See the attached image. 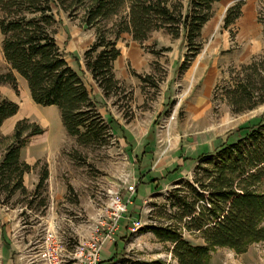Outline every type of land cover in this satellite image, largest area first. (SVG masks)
Instances as JSON below:
<instances>
[{
	"label": "rangeland",
	"instance_id": "rangeland-1",
	"mask_svg": "<svg viewBox=\"0 0 264 264\" xmlns=\"http://www.w3.org/2000/svg\"><path fill=\"white\" fill-rule=\"evenodd\" d=\"M50 1L57 44L68 65L79 72L102 121H111L113 128L98 126L97 139L91 133V142L80 143L66 132L57 107L40 106L30 98L17 73V89L0 84V98H13L18 104L15 114L0 125V161L17 121L28 119L44 129L39 135H23L20 158L30 166L23 175L25 191L7 197L0 189V264H42L49 236L54 245L73 249L94 233L99 221L104 228L111 225L110 212L119 203H126L127 210L114 239L105 243L100 264H179L174 244L148 227L173 225L192 246L206 244L201 231L186 227L189 217L176 222L179 210L171 206L170 195L177 191L178 196L194 199L193 186L207 197L215 163L198 159L199 154L209 151L217 156L222 143L237 142L239 127L264 124V102L251 108L245 103L235 112L229 101L230 91L250 73L252 62L259 64L255 76L264 80V29L258 22L264 0L243 1L241 16H252L244 37L238 36L236 24L223 26L225 12L236 0H218L201 30V50L191 57L181 31L176 37L164 28L152 30L142 43L126 32L115 38L116 23L126 7L87 26L82 7L67 13ZM180 1L185 13L189 0ZM99 33L115 38L120 50L112 62L118 83L107 95L85 66V50ZM1 38L0 34V72L5 73L9 68ZM261 85L264 97V81ZM99 89L105 98L96 101ZM45 169L47 178L36 188ZM262 177L249 188L264 192ZM198 204L209 207L206 199ZM134 220L140 226L132 231ZM259 225L264 226V219ZM209 258L208 264H264V242L250 243L240 253L215 247Z\"/></svg>",
	"mask_w": 264,
	"mask_h": 264
},
{
	"label": "trees",
	"instance_id": "trees-1",
	"mask_svg": "<svg viewBox=\"0 0 264 264\" xmlns=\"http://www.w3.org/2000/svg\"><path fill=\"white\" fill-rule=\"evenodd\" d=\"M244 0H236L224 15L223 26L227 27L241 15ZM65 12L73 7H82V21L87 26H95L99 20L108 19L126 7L125 15H120L115 38L122 32L130 33L134 40L142 43L152 30L164 28L173 36L183 33L187 44V57L200 52L201 30L211 18L212 5L218 0H189L188 10L182 11L180 0H55ZM70 15V14H69ZM72 15V14H71ZM258 22L264 29V10L258 14ZM56 18L50 0H0L1 51L9 68L0 72V84H11L17 89L15 73L22 77L29 88L30 97L38 105L58 108L61 122L69 135L77 137L83 144L97 139L98 126L113 128L111 121H102L96 111L95 102L81 80L78 71L69 66L64 52L55 37ZM97 40L85 50V66L92 78L107 95L115 88L118 80L114 77L112 62L120 54L114 38H106L100 33ZM100 47V49H99ZM99 49V51H97ZM93 53L96 55L93 56ZM257 62L247 68L250 73L238 79L229 93V101L236 112L244 104L264 102ZM249 104V103H248ZM18 104L6 97L0 98V125L15 114ZM13 140L0 161V189L7 197L16 190L25 191L23 175L30 169L20 158L25 145L23 135H39L44 131L28 119L17 121ZM237 142H224L213 152L197 157L208 163H215L214 176L208 192L191 187L194 199H187L173 191L170 195L179 213L176 222L189 217L186 227L199 230L206 244L192 246L182 232L171 225H150L156 236L174 244L173 254L179 264H208L209 253L215 247H230L237 253L245 250L250 243L264 242V192L251 190L253 182L262 180L264 175V124L261 122L238 128ZM93 134L91 138L90 134ZM176 170V169H175ZM45 169L36 188L47 178ZM237 180V181H236ZM246 182V185H241ZM191 186V184L189 183ZM235 185V187H234ZM206 199L209 207L199 205ZM158 264L155 261L153 264Z\"/></svg>",
	"mask_w": 264,
	"mask_h": 264
},
{
	"label": "built area",
	"instance_id": "built-area-1",
	"mask_svg": "<svg viewBox=\"0 0 264 264\" xmlns=\"http://www.w3.org/2000/svg\"><path fill=\"white\" fill-rule=\"evenodd\" d=\"M130 190H133V187ZM125 204H114L113 211L110 212L112 224H107L104 228V222L99 221L94 233L86 240L79 241L71 250L54 245L53 237L49 236L45 243L46 248L41 253L42 264H100L105 243L114 239L122 213L127 210ZM139 226L138 221L134 220L131 230L135 231Z\"/></svg>",
	"mask_w": 264,
	"mask_h": 264
},
{
	"label": "crops",
	"instance_id": "crops-1",
	"mask_svg": "<svg viewBox=\"0 0 264 264\" xmlns=\"http://www.w3.org/2000/svg\"><path fill=\"white\" fill-rule=\"evenodd\" d=\"M227 1H229V2H233V0H225L224 2H227ZM216 3H218V2H215L214 4H216ZM214 4H213V6H214ZM244 6V5H243ZM244 10V9H243ZM242 9H241V12H243L244 13V11H243ZM234 24H236V29L239 31V34H238V36L239 35H242V37H244L245 36V32L247 31V29H249V27H251L252 26V16H250V14H248V16H239V18L238 19H236L235 21H234V23L233 24H231V26H233ZM256 25V24H255ZM242 31V32H241ZM69 64V63H68ZM21 79H22V81H23V83H26V81L21 77ZM26 85H27V83H26ZM27 91H28V95L30 96V92H29V88H28V85H27ZM7 98V97H6ZM31 98V97H30ZM104 99L105 98V96H103V94H102V92L100 91V89H99V91L96 93V101H101V99ZM9 100H13V101H15L13 98H8ZM16 102V101H15ZM49 107H55V106H53V105H50ZM56 108V107H55ZM58 109V108H57ZM119 123V122H118ZM179 176H181V174L179 175ZM174 177V176H173ZM174 178H176V177H174ZM174 179H172V180H170V181H173Z\"/></svg>",
	"mask_w": 264,
	"mask_h": 264
}]
</instances>
